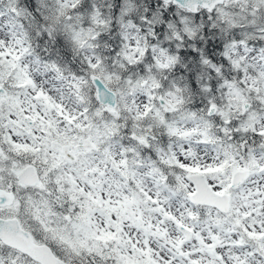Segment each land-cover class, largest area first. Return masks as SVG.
<instances>
[{
  "label": "snow or ice",
  "instance_id": "obj_1",
  "mask_svg": "<svg viewBox=\"0 0 264 264\" xmlns=\"http://www.w3.org/2000/svg\"><path fill=\"white\" fill-rule=\"evenodd\" d=\"M6 2L0 16H8L12 44L0 41V264H264V69L236 65L235 79L186 111L180 88L161 93L159 82L132 77V94L143 87L146 103L131 117L104 82L111 74L90 81L77 74L69 86L77 107L69 109L24 64L31 27L42 22L35 6ZM159 3L165 19L177 5L214 19L217 6L249 0ZM251 5L252 15L264 12V0ZM143 55L137 48L124 58L141 77L150 70ZM89 82L95 95L85 99Z\"/></svg>",
  "mask_w": 264,
  "mask_h": 264
},
{
  "label": "clouds",
  "instance_id": "obj_2",
  "mask_svg": "<svg viewBox=\"0 0 264 264\" xmlns=\"http://www.w3.org/2000/svg\"><path fill=\"white\" fill-rule=\"evenodd\" d=\"M31 3L42 22L31 27L28 42L32 53L24 64L37 86L54 97L62 94L69 109L77 107L75 94L69 87L77 74L80 81H90L93 75L107 78L111 74V79L104 82L119 98L122 114L127 109L126 115L131 117L143 112L146 103L142 98L143 87H136L132 94L127 83L132 77L147 80L149 87L153 80L159 82L161 93L180 88L177 95L184 98L181 111H186L203 105L213 95V87L219 89L229 76L235 79L236 65L255 72L264 69L261 59L264 12L252 15L251 0L217 6L214 19L211 14L205 19L204 14L197 17L189 13L190 5H177L175 12H169L165 19L167 8L162 11L159 0H78L75 7L71 0H31ZM7 7L6 0L0 4V8ZM80 8L83 10H77ZM8 25V16H0V41L11 46ZM137 48L144 53L140 62L150 68L143 77L135 61L128 64L124 59L134 55ZM89 64L98 67L93 71ZM54 65L59 72L54 71ZM158 65L168 67L162 70ZM82 87L85 99L95 95V85L89 82ZM219 94L217 91L216 98ZM256 264H261L259 259Z\"/></svg>",
  "mask_w": 264,
  "mask_h": 264
}]
</instances>
